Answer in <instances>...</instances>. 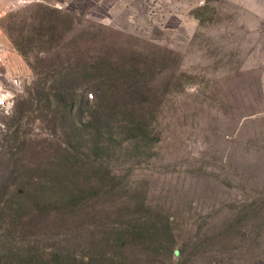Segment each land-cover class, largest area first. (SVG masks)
<instances>
[{
  "label": "rangeland",
  "instance_id": "374dc122",
  "mask_svg": "<svg viewBox=\"0 0 264 264\" xmlns=\"http://www.w3.org/2000/svg\"><path fill=\"white\" fill-rule=\"evenodd\" d=\"M0 72V264H264V0H0Z\"/></svg>",
  "mask_w": 264,
  "mask_h": 264
},
{
  "label": "trees",
  "instance_id": "16d2710c",
  "mask_svg": "<svg viewBox=\"0 0 264 264\" xmlns=\"http://www.w3.org/2000/svg\"><path fill=\"white\" fill-rule=\"evenodd\" d=\"M70 75H72V74H67V75H64V76H62L61 77V79L60 80H58L59 81V84H58V86L56 87H54V86H51V87H53V88H55L56 90H57V97H58V99L59 100H61V99H63V102L61 103L62 105H63V103H65V105H67V103H70V102H72V100H71V97H69V95L67 96V91H71V89H70V86H69V83H67V82H69L70 81ZM69 88V89H68ZM44 92V94H45V96H46V99L47 100H49L48 101V103H50L51 104V99H50V91L49 92H47L46 90L45 91H43ZM66 94V95H65ZM64 96H66V98H64ZM84 101H82V103H83ZM60 104V105H61ZM93 117V118H92ZM90 121L92 120L93 122H101L102 120H103V115H101V114H99V113H97V111H95V112H93V114L90 116V119H89ZM26 196V195H25ZM24 196V198H23V200H25V197ZM23 202H19L17 205V209L18 208H20V209H18V213H20V211H21V206L22 205H24V204H22Z\"/></svg>",
  "mask_w": 264,
  "mask_h": 264
},
{
  "label": "built area",
  "instance_id": "2783aa9c",
  "mask_svg": "<svg viewBox=\"0 0 264 264\" xmlns=\"http://www.w3.org/2000/svg\"><path fill=\"white\" fill-rule=\"evenodd\" d=\"M2 74H3V72H0V75H2ZM0 88H1L0 89V103H3V101L6 100V98L4 96L7 95L9 92H8V90L6 92H3L2 90H4V89L2 88V86H0Z\"/></svg>",
  "mask_w": 264,
  "mask_h": 264
}]
</instances>
